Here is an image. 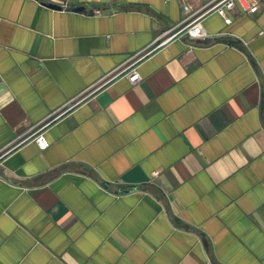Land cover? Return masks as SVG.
Returning <instances> with one entry per match:
<instances>
[{
    "label": "crops",
    "instance_id": "obj_1",
    "mask_svg": "<svg viewBox=\"0 0 264 264\" xmlns=\"http://www.w3.org/2000/svg\"><path fill=\"white\" fill-rule=\"evenodd\" d=\"M205 3L0 0V264H264V0L156 42Z\"/></svg>",
    "mask_w": 264,
    "mask_h": 264
},
{
    "label": "built area",
    "instance_id": "obj_2",
    "mask_svg": "<svg viewBox=\"0 0 264 264\" xmlns=\"http://www.w3.org/2000/svg\"><path fill=\"white\" fill-rule=\"evenodd\" d=\"M260 6L261 0H206L202 8L188 15L182 27H175L165 32L157 38L156 42H159V45H163L180 37L205 39L209 36L203 26V19L206 16L217 13L229 25L233 21L232 13L236 9H240L244 14H255L260 10ZM184 8L186 11H189L188 5H185ZM127 76L132 84H136L141 80V75L137 68L131 69ZM35 141L38 143L40 149H46L49 145L44 133H39Z\"/></svg>",
    "mask_w": 264,
    "mask_h": 264
},
{
    "label": "water",
    "instance_id": "obj_3",
    "mask_svg": "<svg viewBox=\"0 0 264 264\" xmlns=\"http://www.w3.org/2000/svg\"><path fill=\"white\" fill-rule=\"evenodd\" d=\"M45 6L52 8V9H56V10H61L62 6L61 5H57V4H45ZM70 11H74V12H78V13H86V9L85 7H73L70 9Z\"/></svg>",
    "mask_w": 264,
    "mask_h": 264
}]
</instances>
